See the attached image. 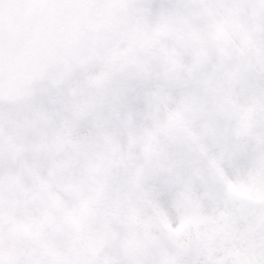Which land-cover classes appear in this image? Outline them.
I'll list each match as a JSON object with an SVG mask.
<instances>
[{
  "label": "snow or ice",
  "instance_id": "6c2138e0",
  "mask_svg": "<svg viewBox=\"0 0 264 264\" xmlns=\"http://www.w3.org/2000/svg\"><path fill=\"white\" fill-rule=\"evenodd\" d=\"M0 264H264V0H0Z\"/></svg>",
  "mask_w": 264,
  "mask_h": 264
}]
</instances>
